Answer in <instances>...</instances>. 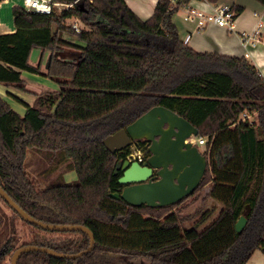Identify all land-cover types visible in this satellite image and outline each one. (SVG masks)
Wrapping results in <instances>:
<instances>
[{
	"label": "trees",
	"instance_id": "1",
	"mask_svg": "<svg viewBox=\"0 0 264 264\" xmlns=\"http://www.w3.org/2000/svg\"><path fill=\"white\" fill-rule=\"evenodd\" d=\"M54 1L72 7L53 8L46 23H34L35 14L13 6V18L25 25L0 33L1 84L23 90L22 71L64 78L56 81L58 90L35 94L23 115L0 97V185L30 216L46 223L86 226L95 242L89 253L76 259L34 251L21 255L17 264H247L256 251L264 255V79L255 65L244 57L197 52L184 44L172 21L178 9L165 0L157 1L147 19L140 18L125 0ZM205 1L216 5L225 0ZM253 1L264 8V0ZM230 6L235 16L244 10L240 4ZM71 18L87 29L75 32L65 23ZM34 48L49 51L51 64L44 73L41 62H29ZM65 49L73 50L72 57L63 56ZM14 99L21 102L16 95ZM154 106L174 111L206 140L200 150L207 159L205 173L197 188L177 203L132 207L112 198L109 194L119 192L122 185L111 173L104 192L91 204L79 181L43 187L24 169L27 149L43 152L58 164L79 151L106 150L102 144L106 136ZM243 114L255 117L250 121ZM130 152L127 147L123 158ZM207 184L210 189L203 195ZM209 199L222 205L218 219L227 216L234 227L226 246L202 260L184 262L177 258L203 233L151 244L156 230L181 228L204 212ZM198 201L192 214H181ZM172 211L177 218L166 219ZM244 212L247 222L237 232L235 223ZM13 218L19 217L12 212L7 218L0 208V228L4 227L0 264H6L15 249ZM43 232L58 235V241L35 237L19 247L40 244L75 254L88 246L82 232ZM109 255L120 259L110 262Z\"/></svg>",
	"mask_w": 264,
	"mask_h": 264
},
{
	"label": "water",
	"instance_id": "2",
	"mask_svg": "<svg viewBox=\"0 0 264 264\" xmlns=\"http://www.w3.org/2000/svg\"><path fill=\"white\" fill-rule=\"evenodd\" d=\"M49 59L46 68L49 67ZM196 136L198 129L195 126L164 106L150 108L125 128L106 136L102 144L111 154L121 155L138 140L149 143L150 153L143 164H131L123 158L117 161L114 175L121 171L118 183L123 188L109 195L132 207L145 205L151 208L169 206L189 196L199 185L207 167V159L199 148L191 142H185ZM0 199L25 223L50 232H82L89 239L88 247L76 254L60 253L42 245H23L12 251L10 264H17L21 255L28 252L46 253L60 259H76L92 250L95 239L86 226L37 220L19 207L1 185ZM246 222L247 213L244 212L236 221L235 230L241 231Z\"/></svg>",
	"mask_w": 264,
	"mask_h": 264
},
{
	"label": "rangeland",
	"instance_id": "3",
	"mask_svg": "<svg viewBox=\"0 0 264 264\" xmlns=\"http://www.w3.org/2000/svg\"><path fill=\"white\" fill-rule=\"evenodd\" d=\"M236 0H225L222 4L232 5L235 3ZM252 1V0H251ZM254 2V1H253ZM13 6H20L24 8L23 6V0H3L0 2V22L5 25H10L9 28L16 26L25 25V22L21 21L20 19H15L12 16V7ZM56 11H60L62 7H55ZM247 12H251V7H247ZM182 13L178 12L173 15V20L178 19V21H181L183 25L188 24L183 21L182 19ZM180 19V20H179ZM47 17L45 15H34L33 16V22H40V23H46ZM32 23V22H31ZM66 25L72 28L73 24H76L79 29H87L85 24L81 22L79 19L71 18L68 19L66 22ZM264 24V19H263ZM190 25V24H189ZM8 27V26H7ZM73 29V28H72ZM263 35H264V25H263ZM65 38H67L65 36ZM70 38V37H69ZM73 41V40H71ZM192 42V41H191ZM261 44V43H260ZM259 45V44H258ZM257 46V45H256ZM255 46V47H256ZM39 49L33 50L31 55V60L34 61L36 59V53ZM47 51V50H46ZM72 49H65L63 56L66 58H70ZM49 53V51H47ZM50 56L43 57L41 64L39 66V69L42 72H46L47 68L45 67L46 63L48 62ZM51 64V57L49 59V66ZM49 68V67H48ZM39 75V74H35ZM40 80H27L32 79L28 76V74H24V82L25 85H23V90L19 89H11L14 94L21 93L24 95L32 94V91H53L59 89V84L56 82L59 80H64V78H51L46 81H42L43 76L39 75ZM37 78V79H38ZM45 78V77H44ZM43 78V80H44ZM44 83V87L37 85ZM26 90H25V88ZM14 94H12L10 97L14 101L10 106H14L15 109H18L17 103H15ZM17 104V105H16ZM202 146H199V150H201ZM131 151H135L136 149L134 146L130 148ZM43 152L37 151L35 149H27L26 157L24 160V169L25 171L32 177L37 178V180L40 182V184L45 187L49 184H66V183H72L75 181H79L82 183L83 188L85 189L86 193L89 196V201L91 204H93L98 196H100L104 192L105 184L110 172V169L112 167L114 158L113 154L109 153L107 150H102L100 152H94V153H82L79 151L75 157H73L70 160H64L61 161L59 164L54 161L48 160L43 154ZM71 165L72 170H68L69 166ZM212 207H217L214 209L213 212H209L212 208L208 207V210H206L198 219L193 220V225L189 221L184 222V226L190 227L191 225L194 226L190 231H187L184 229V226L181 228H175L168 231H155L154 234L151 237V244L153 246H159L166 242L176 241L179 239V236H183L187 239H190L192 237H197L199 234L203 233L201 237L191 243L187 249H185L181 255L177 258L179 261L184 262H192L197 260H202L204 258H207L208 256L214 254L215 252L222 249L224 246H226L233 237L234 233V227L231 223V219L227 216H225L223 219L219 218V216L222 214V206L212 200L211 204ZM0 208L5 213V216L10 217L12 214V211L9 209V207L4 204V202L0 199ZM193 207L186 208L182 211L181 214L186 215L187 213H190L192 211ZM166 219H173L177 218V213L172 211L170 215L165 217ZM13 224L16 229V243L15 248L19 247V245L23 242H26L30 238L35 237H44L47 236L50 238V240L56 241L59 236L58 235H50L48 233H45L43 231L38 230L37 228H33L31 225L25 223L19 218H13ZM213 225V227H211ZM4 231V227L2 226L0 228V232ZM61 236V235H60ZM66 236V235H65ZM58 237V238H57ZM58 241V240H57ZM110 262L117 263L120 259L119 256H113L109 255L107 256ZM264 262V255L260 253L259 251H256L253 255V257L248 261L247 264H262ZM6 264H10V255L6 258L5 261Z\"/></svg>",
	"mask_w": 264,
	"mask_h": 264
},
{
	"label": "crops",
	"instance_id": "4",
	"mask_svg": "<svg viewBox=\"0 0 264 264\" xmlns=\"http://www.w3.org/2000/svg\"><path fill=\"white\" fill-rule=\"evenodd\" d=\"M157 1L158 0H125L129 8L132 11H134L142 19H147L152 16ZM189 3L198 9L204 10L206 12H210V8L208 7V2H206L205 0H191L189 1ZM235 3L242 5L244 7V10L242 11L241 14L236 16L235 29L233 31H227L215 25H208L206 28L200 31H196L195 26L192 23L186 22L188 24L187 26L186 24L183 25L181 21H178V19L173 20L172 18V21L174 22L177 28L179 37L181 38L182 41L184 40L187 34L190 35V38L186 44L189 47H191L193 50L197 52H217L220 55L231 56V57H244L248 59L253 65H255L258 71L264 73V45L259 44L253 48L252 47L245 48L243 47L240 41V34L244 31H250L254 27L255 23L257 22V17L255 16V13L263 12L264 8L261 7L255 1L253 2V0L252 1L251 0H236ZM248 6L251 7V12L246 11ZM178 12L182 13V16H183L182 11L178 10L176 13ZM263 19H264V16H263ZM9 27L10 25H5L0 22V33L13 32L15 28L17 27V24L14 27H11V28ZM262 29H263V26H262ZM262 39L264 40L263 30H262ZM36 49H39L36 53V59L32 61L31 56H30V61H29L31 64H34V65L41 62L44 55L50 56V54L47 51H43L40 48H36ZM33 50H35V48ZM32 52H31V55H32ZM24 74H28V76L32 78V79L28 78L27 80H33V81L40 80V78H38L40 77L39 75L31 74L26 71H22L21 73L23 79H24ZM43 78H42V81L48 80L46 77L44 78V80ZM37 85H39L40 88L41 86L44 87V83H41V84L37 83ZM10 88L13 89V87H7L6 85H3L0 83V97L8 104H11L12 102H14L10 97L12 94H14V92L10 90ZM43 91L41 90L40 92H43ZM38 93H39L38 91L37 92L32 91V94L29 95L30 97H28L27 95L21 94V93L14 94L20 98L21 102L15 101V103L19 104L18 105L19 110L15 109L14 106H11V108L15 110L16 112H18L20 115H23L25 111V106H26L25 104L32 105L33 100H34V95ZM242 117L251 121L255 117V115L243 114ZM209 189H210V184H207L203 189V192H202L203 195L208 193ZM211 201L212 199L208 200L207 207L205 208L204 212L208 210V207H211L212 209L217 208L215 206L212 207V205H210ZM198 206H199V201L187 206L186 208L193 207L192 211L187 214H192ZM201 215L190 220L189 223L191 222V224L193 225V220L198 219ZM192 225L190 227H192ZM190 227L184 226V229H189ZM262 264H264V262Z\"/></svg>",
	"mask_w": 264,
	"mask_h": 264
},
{
	"label": "built area",
	"instance_id": "5",
	"mask_svg": "<svg viewBox=\"0 0 264 264\" xmlns=\"http://www.w3.org/2000/svg\"><path fill=\"white\" fill-rule=\"evenodd\" d=\"M172 7L177 8L183 12L182 19L187 23H192L195 26L196 31H200L206 28L208 25H215L217 27L223 28L227 31H233L235 29V19L236 16L230 5L217 3L212 5L208 3L210 12L198 9L192 6L189 2L181 4L179 0H165ZM191 1V0H190ZM23 6L25 10L31 11L35 15H48L51 13L53 8L62 7L68 9L72 7V4L59 3L54 0H23ZM257 17V22L250 31H244L240 34V41L243 47H255L258 44L264 45V40L262 39V26H263V16L264 11L261 13H255ZM75 32H79L80 29L76 24L72 25ZM190 35L187 34L183 40L184 44L188 42ZM259 75L264 79V73L259 71ZM205 138L203 137H191L186 140V142H191L196 146H204ZM141 151L136 149L134 152L131 151L126 155V159L136 160L141 158Z\"/></svg>",
	"mask_w": 264,
	"mask_h": 264
},
{
	"label": "flooded vegetation",
	"instance_id": "6",
	"mask_svg": "<svg viewBox=\"0 0 264 264\" xmlns=\"http://www.w3.org/2000/svg\"><path fill=\"white\" fill-rule=\"evenodd\" d=\"M186 142V141H185ZM144 144V146L147 148V151H148V146H149V143L148 142H146V141H144V140H138V141H135V142H133L130 146H129V148H131L132 146H134V148L135 149H137V148H139L140 150H141V158L138 160V159H136V160H131V161H129V160H127L126 159V157L125 158H123V156H122V154L121 155H118V154H113V158H114V161H113V164H112V167H111V169H110V172H109V175H108V178H107V180L109 179V176H110V174L111 173H113L114 174V171H115V167H116V164H117V161L119 160V159H121V158H123L124 160H126V161H128V162H130L131 164L132 163H135V162H137V163H139V164H143V163H145L146 162V160L148 159V157L150 156V153H149V151H148V155L146 154L147 153V151L141 146V144ZM115 176H118V178L121 176V171H117V174L115 175ZM122 188H123V186H122ZM121 188V189H122ZM105 189V188H104ZM120 189V190H121ZM188 197V196H187ZM186 198V197H185ZM184 199V198H183ZM2 201V200H1ZM43 231V230H42ZM32 245H36V244H32ZM38 246H40V244H38ZM45 247V246H44ZM88 247V246H87ZM86 247V248H87ZM16 249V248H15ZM85 250V249H84ZM83 251V250H82ZM80 252V251H79ZM78 252V253H79ZM66 254V253H65ZM76 254V253H75ZM11 257V256H10Z\"/></svg>",
	"mask_w": 264,
	"mask_h": 264
},
{
	"label": "bare ground",
	"instance_id": "7",
	"mask_svg": "<svg viewBox=\"0 0 264 264\" xmlns=\"http://www.w3.org/2000/svg\"><path fill=\"white\" fill-rule=\"evenodd\" d=\"M196 146V145H195ZM197 147H199V146H197ZM137 149H139V148H137ZM140 150V149H139ZM141 151V150H140Z\"/></svg>",
	"mask_w": 264,
	"mask_h": 264
}]
</instances>
